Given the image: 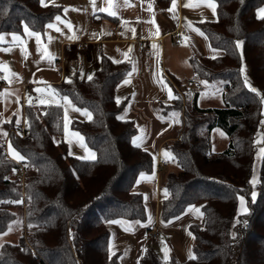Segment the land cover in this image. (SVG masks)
Masks as SVG:
<instances>
[{
  "label": "trees",
  "instance_id": "1",
  "mask_svg": "<svg viewBox=\"0 0 264 264\" xmlns=\"http://www.w3.org/2000/svg\"><path fill=\"white\" fill-rule=\"evenodd\" d=\"M214 1L216 19L198 26L222 54L193 53L190 63L194 79L220 93L221 105L199 106L200 91L195 90L191 101L176 94L161 107L179 128L163 144L170 168L160 186L159 222L200 204L201 221L189 225L192 258L162 261L147 248L138 264H264V154L254 189L250 182L264 103L244 85L241 72L246 64L250 84L264 95V19L257 17L264 0ZM58 12L59 6H42L40 0H0V32H22L24 25L40 32ZM128 69L127 62L102 56L91 80L72 75L53 87L90 113V119L76 118L71 127L82 134L95 159L70 152L61 105H47L39 113L26 106L24 130L5 124L0 201L22 202H0V233L14 218L15 206L22 210L24 228L16 242L0 246V264H120L116 254H109L107 224L116 218L145 220L143 195L135 186L154 165L152 154L133 143L134 120L119 117L123 103L116 101L115 88ZM214 128L227 137L219 151L212 147ZM5 138L23 160L8 156ZM19 164L25 167L22 177L16 173ZM239 196L247 207L242 213Z\"/></svg>",
  "mask_w": 264,
  "mask_h": 264
},
{
  "label": "crops",
  "instance_id": "2",
  "mask_svg": "<svg viewBox=\"0 0 264 264\" xmlns=\"http://www.w3.org/2000/svg\"><path fill=\"white\" fill-rule=\"evenodd\" d=\"M212 2L216 4L214 0ZM45 4L59 6V12L42 31L28 28L39 37L28 35L25 28L22 32H0L3 37L0 40V70L4 74L0 81V134H5V124L24 122L26 106L39 113L47 105H61L64 137L70 152L78 156L81 154L75 149H79L83 153L81 157L91 159L90 153L76 144L66 131L70 115H80L81 119L89 117L75 111L71 99L68 97L70 104L63 101L65 96H59L53 87L72 75L88 79L98 69L102 56L127 62L129 69L115 88L116 101L123 103L119 117L134 120L138 130L134 144L152 154L154 165L152 172L140 174L135 186L143 195L145 220H110L107 224L109 254H116L120 264H138L147 248H152L160 260L166 261V248L168 259L187 260L193 253L189 225L199 223L201 216L185 211L173 220L159 222L160 186L167 171L165 168L157 170L156 165L160 159H166L162 156L163 144L175 138L179 128L174 117L163 114L161 107L171 104L176 94L191 101L195 90H203L194 79L190 56L193 53L207 57L222 54L210 46L198 26L200 22L215 20L216 10L213 14L205 0H176L174 8L172 0H111V4L109 0H45ZM100 8L108 11H100ZM110 12L116 14L110 15ZM57 16L61 19L56 20ZM49 24L55 27L49 28ZM114 27L120 29L113 30ZM177 29L185 31L180 45L173 43ZM14 35L18 38L14 39ZM78 41L86 44L85 49H77ZM247 80L250 82V78ZM41 99L48 102L41 104ZM209 101H214L215 107L221 105L220 93L214 88L197 96V104L201 107H209ZM262 121L264 105L260 128L264 127ZM211 140L213 149L218 151L227 143L226 135L219 128L211 131ZM262 148L264 134L257 140L255 148L256 158L250 179L256 178L253 189L258 182ZM7 154L16 160L8 145ZM243 208H247L245 201ZM238 212H244L240 200ZM156 222L162 225V230L158 239L151 241L146 238V229ZM175 246L181 257L175 252Z\"/></svg>",
  "mask_w": 264,
  "mask_h": 264
},
{
  "label": "rangeland",
  "instance_id": "3",
  "mask_svg": "<svg viewBox=\"0 0 264 264\" xmlns=\"http://www.w3.org/2000/svg\"><path fill=\"white\" fill-rule=\"evenodd\" d=\"M243 70H244L243 72H244L245 76L249 79L250 78V74L248 72V68H247L246 64L244 65ZM197 81L200 83L201 87L203 88V90H201L200 93H205V92H208V91H212V86H210L209 83H206L205 84V83H203L205 81L204 80H201V79H197ZM207 106H215V102L214 101H211V102L209 101L207 103ZM82 110L83 109H81L80 112H83ZM70 116L71 117L66 122V131H67L68 134H70L72 136V138L74 139V141L76 142V144H78L81 147V137L83 138V136L77 130H75V129H73L71 127V122L74 119H76V118L81 119L82 117L80 115H78V116H75V115L72 116V115H70ZM263 134H264V127L262 126L260 128V130H258V132L256 133V139L257 140H260ZM83 143L85 144L84 138H83ZM72 145L74 146V143H72ZM87 149H89V148L87 147ZM75 150H77V151L80 152L79 154H81V155H78V156H80V157L83 156V153H82L81 150H79V149H75ZM162 151H163L162 152V156L164 158L166 157L165 160L167 162V164L165 166H163V168H165V171H168V169L170 168V165H169L170 153L166 149H163ZM13 211L15 213L14 218L10 221L7 229L4 232L0 233V246L3 243H5V242H12V243L13 242H16L18 240V237L23 232V228L24 227H23V214H22V210H21V208L19 206H15L13 208ZM185 211L187 213H190L191 215L201 216V210H200V204L199 203H193V204L188 205L187 208L185 209ZM173 248H175V250L177 249L176 246L173 247ZM175 252L178 254L177 250ZM192 254L193 253H191V255Z\"/></svg>",
  "mask_w": 264,
  "mask_h": 264
},
{
  "label": "snow or ice",
  "instance_id": "4",
  "mask_svg": "<svg viewBox=\"0 0 264 264\" xmlns=\"http://www.w3.org/2000/svg\"><path fill=\"white\" fill-rule=\"evenodd\" d=\"M93 2H94V0H93ZM205 2L207 3V6H208L209 8L212 9L213 14H215L216 4H215L214 2H212V0H205ZM40 3H41L42 6H44V4H45V0H40ZM109 3L111 4V0H109ZM172 6H173V8L176 6V0H172ZM99 10H100V11H108V9H105V8H100ZM65 11H67V10H65ZM109 14H110V15H115L116 13H115V12H110ZM257 17H258V19H264V9H259V10H258ZM60 19H61V18H60L59 16L56 17V20H60ZM48 27H49V28H52V27H55V25H53V24H49ZM24 28H25V32H26L28 35H30V36L35 35V36L39 37V34H38V33L31 32V31L28 29V26H27V25H24ZM57 30H59V29H57ZM195 31L198 32L200 35H204L199 29H195ZM17 38H18V37H16V36L14 35V39H17ZM2 39H3V37H2V35H0V40H2ZM240 45H241V42H240V41H237V42H236V47L239 48ZM153 47H156V46L153 45ZM5 51H7V49H5ZM126 55H127V54H125V56H126ZM114 62H119V61H114ZM243 71H244V70L241 69V72H242V73H243ZM88 79H89V80L92 79V75H91V74L88 76ZM124 82L127 83L128 81L126 80V81H124ZM203 83L206 84L207 82L205 81V82H203ZM244 85H245V86H246V87H247L252 93L257 94V95L260 97V101H261V103H264V95H261V94L259 93L258 89H256L255 87H253V86L250 84V82L247 80V77H246V76H245V78H244ZM36 91L39 92L40 89H36ZM169 95L171 96V93H169ZM62 99H63V101L67 102L68 104L71 103V102L68 100V97H67V96L63 97ZM47 102H48V101H45V100H43V99L40 100V103H41V104H44V103H47ZM74 110H75V111H81V109H78V108H77V109H74ZM82 111H83V114H84V115H87V116L89 117V119L91 118V115H90V113H88L87 109H83ZM173 115H178V114H177V113H173ZM37 118H38V117H37ZM66 118H67V117H66ZM262 123H264V121H262ZM17 124H19V121H17ZM5 135H7V134L5 133ZM133 143H135V140L133 141ZM81 147H84L85 150L88 151V152L90 153V158L95 159V155L92 154V153L90 152V150L87 149V146L83 143V138H82V137H81ZM9 149L11 150V154H12L16 159H18V160H23V159H24V157H23L19 152H17L14 148H12V145H11L10 143H9ZM260 153H261V154H264V148L260 149ZM13 171H15V169H13ZM141 175L143 176V174H141ZM5 179H7V178H5ZM255 180H256V178H255V176H253V179H252V181H250V182H251V183H255ZM165 193H167V190H165ZM251 195H252L253 198H255L256 193L253 191V192L251 193ZM239 200H240V202H241V208H242V210H243V211H246V209L243 208L244 201H245V197H244V196H239ZM0 202L21 203L22 201H0ZM9 230H10V229H9ZM164 251H165V260H167V259H168V257H167V251H168V250L165 248ZM190 258H192V257H190Z\"/></svg>",
  "mask_w": 264,
  "mask_h": 264
},
{
  "label": "built area",
  "instance_id": "5",
  "mask_svg": "<svg viewBox=\"0 0 264 264\" xmlns=\"http://www.w3.org/2000/svg\"><path fill=\"white\" fill-rule=\"evenodd\" d=\"M119 29H120L119 27L113 28V30H119ZM184 34H185V31L183 29L175 30L173 43L175 45H180L181 42L183 41ZM76 47L77 49L83 50L85 49L86 44L83 41H78L76 43ZM3 75H4L3 71L0 70V81L3 78ZM19 126L22 130H24L25 123L22 122L19 124ZM23 135H26V133H23ZM2 143L5 145V147H7L8 145L7 140H3ZM166 164L167 162L164 159H160L156 165V169L159 170L163 168V166H165ZM16 173L22 177L25 173V167L22 164H19L17 167ZM161 230H162V225L160 223L156 222V223L149 225L146 229V238L151 241H156L159 237Z\"/></svg>",
  "mask_w": 264,
  "mask_h": 264
}]
</instances>
